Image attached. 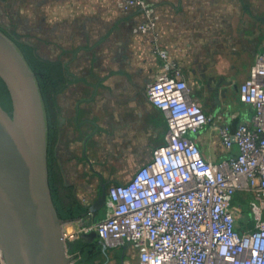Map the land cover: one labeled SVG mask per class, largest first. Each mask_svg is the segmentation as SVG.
<instances>
[{"label":"built area","instance_id":"2783aa9c","mask_svg":"<svg viewBox=\"0 0 264 264\" xmlns=\"http://www.w3.org/2000/svg\"><path fill=\"white\" fill-rule=\"evenodd\" d=\"M128 13L142 10L147 21L140 31L154 29L149 0H112ZM164 71L146 90L149 101L166 121L164 142L127 184L111 188L104 217H83L105 247L128 252L135 264H264V51L258 54L239 100L249 106V123L232 132L218 128L227 150L237 156L212 162L190 138L213 120L162 53ZM241 197L253 218L252 228L239 232ZM91 220V221H90ZM0 264H5L0 246Z\"/></svg>","mask_w":264,"mask_h":264},{"label":"rangeland","instance_id":"374dc122","mask_svg":"<svg viewBox=\"0 0 264 264\" xmlns=\"http://www.w3.org/2000/svg\"><path fill=\"white\" fill-rule=\"evenodd\" d=\"M61 1L70 6L64 7L66 13L75 3L86 0H0V28H9L19 40L31 44L42 59L69 66L67 88L57 97L63 124L58 127L60 138L58 134L54 158L61 166L64 182L72 185L75 198L85 209L90 207L88 202L102 195V181L107 195L114 186L130 182L152 160L166 125L160 110L148 99V83L136 86L134 75L128 74L126 84L125 75L115 69L113 56L127 50L125 36L136 32V15L115 28L113 24L91 28L76 25L65 36L59 23L45 20V16H55L52 9ZM239 5L238 72L193 79L192 92L200 98L205 112L214 108L218 96L231 98L238 93L252 53L264 51V0H239ZM80 12L84 13L78 18L82 24L90 11L82 6ZM7 100L0 90V102L7 105ZM137 155L142 159L134 160L131 170L128 167ZM239 198L236 202L240 205L243 202ZM242 208L248 217L247 208ZM65 221L63 240L69 264H135L128 252L101 244L79 219Z\"/></svg>","mask_w":264,"mask_h":264},{"label":"crops","instance_id":"0c3cea01","mask_svg":"<svg viewBox=\"0 0 264 264\" xmlns=\"http://www.w3.org/2000/svg\"><path fill=\"white\" fill-rule=\"evenodd\" d=\"M149 2L155 27L147 32L139 29V26L147 21V16L142 10L124 13L116 9L112 0H86L75 3L76 5H73L66 13H64V7L70 6L61 1L60 4H55L52 9L55 10V16H45V20L59 23L58 26L62 27V33L66 36L67 32L69 33L76 25L91 28L113 24L111 26L115 28L123 23L122 21L136 15V32L131 37L125 36V41L129 42L128 45H125L127 50L121 49L123 53L118 51L113 56L117 67L115 69L118 70V73L125 75L126 84L128 74L134 75L136 86L152 82L164 71L166 62L162 53L166 54V61L168 60L172 66L182 70L183 79L187 82L192 95L199 101L200 98L192 92L195 89L194 77L195 79L198 77V80L201 81V76L204 74H235L238 72L240 66V47L237 44L240 35L239 0H149ZM82 6H87L90 13L84 17L87 19L85 23L80 24L78 18L84 15L83 12H80ZM76 21L77 24H74ZM257 55L255 52L252 53L253 58L248 65L244 81L247 79ZM63 67L69 80V66L63 64ZM214 84L216 87L217 83L214 82ZM201 85L197 84L199 88ZM200 103L202 105L201 101ZM214 103V108L210 112L206 111L213 118L212 122L197 133L191 134L190 138L200 147L207 160L220 162L237 156L239 149L234 144L231 150H227L219 139L218 128L227 123L231 131L234 132L240 124L250 122L252 111L249 106L240 102L239 91L231 98L220 95L214 99ZM233 108L239 111L237 112ZM163 119L166 125L164 116ZM165 133L160 145L164 142ZM58 134L60 138V131ZM141 159L137 155L132 159L131 166L128 168L133 169L134 162ZM101 184L105 183L102 181ZM98 199L88 202L89 206L94 205ZM239 200L243 202L241 197ZM236 201L234 205L244 206L249 214L246 217L242 208L243 217L236 225L237 231L242 232L252 228L253 218L248 206L244 205V202L239 205ZM103 217L104 210L102 209L98 212L95 220H101ZM85 223L84 221L83 224Z\"/></svg>","mask_w":264,"mask_h":264},{"label":"water","instance_id":"95a60500","mask_svg":"<svg viewBox=\"0 0 264 264\" xmlns=\"http://www.w3.org/2000/svg\"><path fill=\"white\" fill-rule=\"evenodd\" d=\"M0 79L11 99L0 104V246L5 264H69L50 186L49 124L36 76L22 51L0 34ZM106 193L88 208H104ZM91 221V220H90Z\"/></svg>","mask_w":264,"mask_h":264},{"label":"trees","instance_id":"16d2710c","mask_svg":"<svg viewBox=\"0 0 264 264\" xmlns=\"http://www.w3.org/2000/svg\"><path fill=\"white\" fill-rule=\"evenodd\" d=\"M18 44L21 47L28 65L37 78L41 94L45 101V107L49 117L50 133L52 132L54 134L53 146L51 148L53 151L58 141V117L61 113V108L57 104V97L67 88V75L62 63L44 60L36 54L34 47L23 43ZM0 90L8 99L7 105L2 104V102L0 104L5 110L11 113L10 95L1 79ZM48 163L50 186L59 217L63 220L81 219L85 209L75 198L73 188L65 187L61 168L54 158L53 152L49 155Z\"/></svg>","mask_w":264,"mask_h":264},{"label":"flooded vegetation","instance_id":"af4514ba","mask_svg":"<svg viewBox=\"0 0 264 264\" xmlns=\"http://www.w3.org/2000/svg\"><path fill=\"white\" fill-rule=\"evenodd\" d=\"M2 33H4L5 35H7L8 37H10L11 38V40L18 46V48L21 50V47L19 46V44L18 43H23V44H26V45H30V46H32L31 44H29V43H27V42H25V41H22V40H19L18 38H17V36L15 35V34H13L12 33V31L11 30H9V28H7V27H5V26H3L2 28H0V34H2ZM22 51V50H21ZM64 70H65V68H64ZM67 75V74H66ZM37 79V78H36ZM44 99V98H43ZM45 102V101H44ZM47 117H48V114H47ZM60 117V116H59ZM59 117H58V127H60L62 124H63V122L61 121V119H59ZM53 139H54V134L51 132L50 133V124H49V149H48V159H49V155H50V153L51 152H53V154H54V157H55V155H56V157H57V152H56V150H55V146H54V149H53V151H52V146H53ZM64 185H65V187H71V185H67V184H65L64 183ZM101 192H102V194L105 192L106 193V184H101ZM56 193H57V191H56ZM90 213L88 212V208H85V211L82 213V218L83 217H90ZM97 215H98V213L97 214H93V219H96L97 218ZM68 220H70V219H68Z\"/></svg>","mask_w":264,"mask_h":264}]
</instances>
